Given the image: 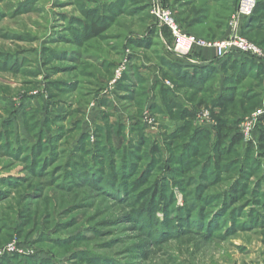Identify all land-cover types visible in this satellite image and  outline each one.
I'll return each mask as SVG.
<instances>
[{"label":"rangeland","instance_id":"obj_1","mask_svg":"<svg viewBox=\"0 0 264 264\" xmlns=\"http://www.w3.org/2000/svg\"><path fill=\"white\" fill-rule=\"evenodd\" d=\"M239 2L0 0V264H264V0L238 27ZM154 5L258 55L176 54ZM206 57L201 79L168 68ZM213 112L232 129L221 157Z\"/></svg>","mask_w":264,"mask_h":264},{"label":"trees","instance_id":"obj_2","mask_svg":"<svg viewBox=\"0 0 264 264\" xmlns=\"http://www.w3.org/2000/svg\"><path fill=\"white\" fill-rule=\"evenodd\" d=\"M257 9L264 10V8L261 7L260 5H258ZM88 14L93 15L92 12H88ZM90 28L93 30L95 35H99L103 31V28L97 27L96 24H94V23L91 24ZM225 64L226 63H223L222 67H224ZM227 64H229V63H227ZM230 65L234 66L235 68L237 67V69L239 67V69H242V70L244 67L245 68L251 67V66L257 67V68H260V66L262 67V65L254 64L253 62H241L240 63L239 59H237V58L235 61L231 62ZM168 68H170V70H175L177 72L176 74L177 75L179 74L182 78H187L191 81H193L194 78H197L200 76H203V77H200V79L204 78L207 75L208 71L216 70V68L211 66V65H207L206 67H193L192 70H188L184 66H181L180 64L173 65L172 63H171V65H168ZM229 102H230L229 99L224 98L223 100H220V102L214 101L213 105H216L217 107L219 106L221 109H223L225 107V105L228 104ZM216 106H214V107H216ZM181 114H182L183 118L188 119V121L192 120L194 118V115H195L194 113L192 114L191 112H189L187 110H183ZM213 114H214L215 118L218 120V126H217L218 137H219L218 138V143H219V149L218 150L220 152L219 156L221 157L222 156L221 154L223 153L221 148L224 145V141L230 137V133H231L232 129L230 127H227V124H226L225 120L222 119V116H220L214 112H213ZM185 130H187L186 127L181 128V130L179 131L178 134L169 135V137L167 138L168 139L167 143H169L171 141L182 140L184 137V134H182V132H184ZM141 136L142 137L140 139V141H141L140 143L142 145H144V144H146L147 140H146V138H144L145 136H143V134ZM207 136H208V133L206 131H204V130L197 131L196 136H195L196 139L194 140V142H191V143L199 144V142H205V140H207ZM242 138L243 137L241 135L233 137L232 141H231L232 145H234V146L238 145V143H240L242 141ZM258 142H259L258 145L260 147L261 152L264 153V129L263 130L261 129ZM155 150H158L157 146H155ZM109 163H112V162H109ZM103 179H105V178H103ZM105 180H107V178ZM106 183H107L108 187H111L113 181L109 180ZM116 190H117V188H116ZM237 192H240V190L238 189ZM153 195H160L158 187L154 188V192L152 193V196ZM161 204L154 203L153 200H151V199L146 202V205L144 206V209H143L144 211H143L142 219L144 220L145 223L148 222L147 227L153 225L152 221H150L149 214H151L153 210L159 211L160 209H163L164 207H161ZM157 223H158L157 226H160L159 233H161L164 230L162 228V226H164V222H160V220H158ZM150 228H152V227H150ZM161 229H163V230H161Z\"/></svg>","mask_w":264,"mask_h":264},{"label":"built area","instance_id":"obj_3","mask_svg":"<svg viewBox=\"0 0 264 264\" xmlns=\"http://www.w3.org/2000/svg\"><path fill=\"white\" fill-rule=\"evenodd\" d=\"M256 6L257 0H240L239 6L237 7V13L235 15L236 25L242 18L249 17L253 14L256 10ZM152 12L162 25L170 29L175 41L173 50L176 54L188 55L192 53L195 48L213 47L219 55V58L223 57L228 52L236 51L243 54L258 55V51L253 44L250 45L245 40L240 39L237 36L219 43H210L199 39L193 34H187L184 32L181 26H179L173 13L168 9L155 7L154 5Z\"/></svg>","mask_w":264,"mask_h":264},{"label":"crops","instance_id":"obj_4","mask_svg":"<svg viewBox=\"0 0 264 264\" xmlns=\"http://www.w3.org/2000/svg\"><path fill=\"white\" fill-rule=\"evenodd\" d=\"M178 64L184 66L188 70H192L193 67H206L207 65L212 64L210 58L206 57L203 59H192V60H179L177 61Z\"/></svg>","mask_w":264,"mask_h":264}]
</instances>
